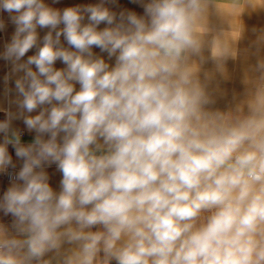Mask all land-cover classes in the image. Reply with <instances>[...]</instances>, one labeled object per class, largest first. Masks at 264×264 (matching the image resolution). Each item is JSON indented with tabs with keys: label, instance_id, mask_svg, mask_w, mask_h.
<instances>
[{
	"label": "clouds",
	"instance_id": "obj_1",
	"mask_svg": "<svg viewBox=\"0 0 264 264\" xmlns=\"http://www.w3.org/2000/svg\"><path fill=\"white\" fill-rule=\"evenodd\" d=\"M130 2L142 14L0 0L16 93L15 111L0 108V264H264V83L246 113L212 110L190 63L210 0ZM212 54L232 53L214 41Z\"/></svg>",
	"mask_w": 264,
	"mask_h": 264
},
{
	"label": "crops",
	"instance_id": "obj_2",
	"mask_svg": "<svg viewBox=\"0 0 264 264\" xmlns=\"http://www.w3.org/2000/svg\"><path fill=\"white\" fill-rule=\"evenodd\" d=\"M45 4L54 9L63 10L68 7L88 5L98 3V0H44ZM108 7L113 11L122 9L134 10L142 14V9L130 0H116L115 4L109 3ZM5 20V28L0 30V108L8 109L11 107L16 110L15 104H9L10 100H15L16 93L13 90L9 95H5L4 76L11 69V63L2 56L5 46L11 43L15 32V26L8 20V14H0ZM87 21L85 20V23ZM204 28V51L201 57H192L190 63L197 68L196 78L204 85L210 93L215 103L211 106L212 110L225 113L227 115H237L247 112L248 102L252 99L256 90L264 83V70L259 68L264 63V5L256 3V0H210V7L202 20ZM105 25L101 24L103 28ZM60 28L63 25L59 26ZM48 28H37L40 41L48 33ZM218 41L226 46L231 55L226 58L215 57L212 54L213 42ZM61 45L68 48L69 45L62 35ZM36 47L30 49L24 58L36 54ZM93 52L97 55H106L101 53L98 47L93 46ZM57 69L64 68L66 65L57 60L54 65ZM33 70L35 66L33 65ZM14 79L9 81L8 86L14 89ZM79 85H77V89ZM240 109V113H237ZM5 119L4 112L0 111V120ZM13 126L23 133L22 142L30 143L34 138V133H29L22 120L13 122ZM0 134V141H2ZM9 153L13 161H19L15 156L14 149L9 146ZM51 174V183L54 187L59 186L61 179L60 173L55 168L49 169ZM4 175H0V195L9 185ZM210 213L204 212L196 221L197 226L203 223ZM3 214L0 213V217ZM5 223L11 222V217H4ZM93 228L92 231H96ZM69 247L65 245V248ZM62 257H57L52 264H60ZM114 264V262H113Z\"/></svg>",
	"mask_w": 264,
	"mask_h": 264
},
{
	"label": "built area",
	"instance_id": "obj_3",
	"mask_svg": "<svg viewBox=\"0 0 264 264\" xmlns=\"http://www.w3.org/2000/svg\"><path fill=\"white\" fill-rule=\"evenodd\" d=\"M9 171H11V169H10ZM4 177H5V179H6L7 181H9L8 176L4 175ZM9 182H10V181H9Z\"/></svg>",
	"mask_w": 264,
	"mask_h": 264
}]
</instances>
